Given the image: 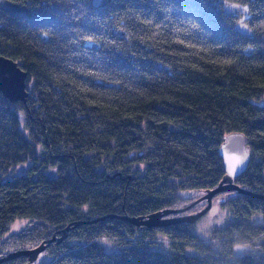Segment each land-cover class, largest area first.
<instances>
[{"label": "trees", "instance_id": "obj_1", "mask_svg": "<svg viewBox=\"0 0 264 264\" xmlns=\"http://www.w3.org/2000/svg\"><path fill=\"white\" fill-rule=\"evenodd\" d=\"M11 1L20 9L0 10V54L30 89L25 102L0 92V256L56 236L40 264H264L261 197H228V221L208 240L195 222L89 221L190 202L180 190L222 177L217 146L232 130L251 151L234 181L264 194V106L250 102L264 99V0H226L251 36L217 0ZM19 219L26 226L4 236ZM237 241L250 247L240 256Z\"/></svg>", "mask_w": 264, "mask_h": 264}, {"label": "water", "instance_id": "obj_2", "mask_svg": "<svg viewBox=\"0 0 264 264\" xmlns=\"http://www.w3.org/2000/svg\"><path fill=\"white\" fill-rule=\"evenodd\" d=\"M90 5L94 8L104 6L110 0H89ZM221 1L223 4L224 12L227 14H236L240 10V4L237 1ZM20 9V5L17 2L11 0H0V10H11L17 11ZM236 31L245 36H251L253 31L249 24L244 20H236L234 22ZM158 66L168 69L169 66L158 62ZM30 85L27 83V73L22 69L18 62L9 56L0 54V92L3 97L7 98L11 102L23 101L25 102L29 94ZM251 103L258 106H264V99L260 100H250ZM250 140L249 137L240 130H232L225 133L222 136L221 142L217 146V153L221 158L223 174L219 181L210 188H192V189H182L180 194L183 198H194L189 204L184 207L176 208H163L149 212L147 214L139 215H128V214H116L109 213L101 215L94 218L92 221L97 219H104L107 217H118L120 219L126 220L130 223L137 225H145L147 227L167 225L170 223L177 222H188L193 223L204 214L211 206L212 197L222 191H230L227 197H230L236 193H244L255 197L264 198V194L252 191L250 189L240 186L234 181V179L239 176L248 166L251 159L250 151ZM237 160L240 162L237 163ZM56 173L55 168L51 169L47 176L53 177ZM199 194V195H197ZM225 198H220L223 201ZM206 200L205 206L196 212L181 214L180 212L185 211L191 205L195 203H202ZM67 225L64 228V232L68 230ZM59 240L60 238L53 236L48 240L40 242L38 245L31 248H23L14 251H8L2 256H0V262L11 259L19 255H25L28 259L27 264H34L33 262L39 258L40 253L43 252L46 244L50 243L52 240ZM249 245H243L236 243L233 245V253L236 256H240L244 250L249 249Z\"/></svg>", "mask_w": 264, "mask_h": 264}, {"label": "rangeland", "instance_id": "obj_3", "mask_svg": "<svg viewBox=\"0 0 264 264\" xmlns=\"http://www.w3.org/2000/svg\"><path fill=\"white\" fill-rule=\"evenodd\" d=\"M239 14V18H237L236 20H243V14L240 12H238ZM235 20V21H236ZM230 191H227L226 193L223 192V193H218L217 195H215L214 197H212V202H211V206L209 207V209L204 213L202 214L199 218L196 219L195 221V225L192 227L193 228V231L202 239H205V240H208V236H209V233H210V230H212L213 228H217V227H220L224 224L227 223L228 221V217L229 215L227 214V210L226 208H223L220 206V204H222L227 198V194L229 193ZM199 195V194H197ZM196 197L192 198L190 200V202L192 200H194ZM220 198H225L223 199V201H220L219 199ZM190 202H186L185 204H183L181 207H184L186 206L187 204H189ZM196 204H202L199 208H197L196 210L194 211H191V212H196L198 211L199 209H201L203 206H205L206 204V200H203L202 203H196ZM188 209V208H187ZM186 209V210H187ZM185 210V211H186ZM180 212L181 214H187V213H191V212ZM152 212V211H151ZM147 214V213H146ZM139 215V214H138ZM254 220H259V221H264V219L262 218V216L260 214H255L254 215ZM26 223L27 221L26 220H16L12 226L10 227V229L8 230V232H6L4 234V236L12 231H17L18 229H21V228H24L26 226ZM188 223V222H187ZM137 225V224H136ZM139 226V225H137ZM65 235V233H64ZM61 239V237H60ZM59 239V240H60ZM155 240H156V243L154 245L156 246H159V247H167V243H166V237L160 233H156L155 235ZM103 241V245L105 248L107 249H113L114 246L112 244V242H109L105 239L102 240ZM236 243L238 244H243V245H246L245 243L243 242H235L233 245H235ZM249 245V244H248ZM248 249L244 250V251H247ZM11 251H14V250H11ZM44 251V250H43ZM243 251V252H244ZM44 252H41L40 253V256L39 258H37L33 263L34 264H40L42 263L43 261H45L47 259V257L45 256V254H43Z\"/></svg>", "mask_w": 264, "mask_h": 264}, {"label": "bare ground", "instance_id": "obj_4", "mask_svg": "<svg viewBox=\"0 0 264 264\" xmlns=\"http://www.w3.org/2000/svg\"><path fill=\"white\" fill-rule=\"evenodd\" d=\"M13 2H14V1H13ZM95 218H96V217H95ZM97 220H99V219H97ZM89 221H92V220H89ZM94 221H95V220H94ZM53 240H54V239H53ZM53 240H52V241H53ZM57 241H58V240H57Z\"/></svg>", "mask_w": 264, "mask_h": 264}, {"label": "snow or ice", "instance_id": "obj_5", "mask_svg": "<svg viewBox=\"0 0 264 264\" xmlns=\"http://www.w3.org/2000/svg\"><path fill=\"white\" fill-rule=\"evenodd\" d=\"M240 161L239 160H237V163H239Z\"/></svg>", "mask_w": 264, "mask_h": 264}]
</instances>
